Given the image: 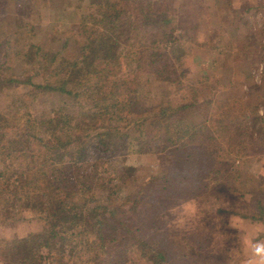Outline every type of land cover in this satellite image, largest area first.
Wrapping results in <instances>:
<instances>
[{
  "label": "trees",
  "instance_id": "1",
  "mask_svg": "<svg viewBox=\"0 0 264 264\" xmlns=\"http://www.w3.org/2000/svg\"><path fill=\"white\" fill-rule=\"evenodd\" d=\"M59 1L0 0V27L4 20L9 26L8 37L0 39V54L4 58L7 50L14 48L17 59L14 67L17 70L12 72V67H2L6 62L0 61V158L9 160V166L4 164L0 168V226L23 220L26 218L23 214L28 212L47 223L45 232L18 239L6 248L1 247L5 241L0 239V264H43V248L47 249L51 264H68L65 246L69 244L73 250L74 236L81 235L88 237L85 247L91 254L84 264L94 261L105 264L100 255L97 258L92 252L97 245L104 248L107 243L115 245L119 242L120 230L139 232L141 214L138 209L143 207V201L133 198L129 205L132 213L125 206L132 196L129 193L121 201L124 203L121 207L108 203L96 206L87 205V201L81 203L82 199L77 200L69 193L73 190L78 196L87 188L94 190V182L90 179L97 177L99 171L88 173L84 179H81L82 173L74 177V172L80 174L84 165L98 167L118 161L119 156L142 146L145 137L150 136L149 132L152 134L163 128L172 134L180 130L176 127L178 123L185 122L184 132L190 137L182 145L200 147L201 156L209 159L208 170L212 166L214 170L220 163L227 165V157L231 154L228 148L234 142L241 144V139L237 140L233 135L225 137L218 133L214 118L210 124L204 121L199 125L190 123V112L186 111L193 108L191 103L173 106L162 105L163 102L158 100L154 106L153 100L149 106H142L137 98L138 90L144 85L141 74L150 73L161 81L169 80V74L175 72L173 59L179 60L184 55L180 48L182 36L174 35L176 28H183L185 35L186 28L195 31L198 25L180 21L174 15L179 0H77L75 6L73 0H62V4L66 1L68 5L61 7L57 5ZM44 8H49L47 12L51 17L63 25L71 20L70 16L82 10L79 13L81 23L74 22L76 27L83 26L88 32L87 44L80 55L71 58L59 50L47 55L38 43L40 33L25 19L28 9L42 13ZM11 9L16 10V18L9 21L7 12ZM68 41L64 40L63 46ZM124 66L128 69L124 70ZM147 76L149 85L152 78ZM100 92L104 97L98 105L95 96ZM42 93L74 99L86 96L90 100L86 104L91 105L83 114L57 112L56 117L38 120L32 114V108ZM252 121L253 127L248 134L253 136L252 146H258L264 141V116L256 115ZM124 164L119 166L117 185L126 182L134 169ZM13 172H18L19 177L18 184L11 188ZM156 180H149V184ZM182 184L184 189L192 187L184 180ZM253 188L252 191L261 189L257 196H263L257 199L258 212L242 217L264 223V179ZM132 235V238L137 236ZM140 237L136 240L141 244L140 257L151 264H163L167 255L160 242H151L143 235ZM121 252L119 258H113V253L108 254L111 258L106 264H127L128 248Z\"/></svg>",
  "mask_w": 264,
  "mask_h": 264
},
{
  "label": "rangeland",
  "instance_id": "2",
  "mask_svg": "<svg viewBox=\"0 0 264 264\" xmlns=\"http://www.w3.org/2000/svg\"><path fill=\"white\" fill-rule=\"evenodd\" d=\"M57 3L59 7L68 5L66 1L62 4V0ZM76 4L77 0H73L72 5ZM175 7L174 15L179 20L198 25L195 31L186 28L185 35L183 28H176L174 35L182 36L180 48L184 55L179 60L173 59L175 72L169 74V80L161 81L150 73L141 74L144 85L138 90L137 98L142 106H149L153 100L154 106L158 100L163 102L162 105L191 103L193 108L186 111L190 112V123L199 125L204 121L210 124L214 118L218 133L225 137L233 135L237 140L241 139V144L234 142L228 148L231 154L226 156L229 159L227 165L220 163L214 170L213 166L208 170L209 159L201 156L200 147L182 145L190 137L184 132L187 124L182 121L176 126L180 129L178 132L168 134L163 128L159 132H149L150 136L145 137L147 140L142 141V146L119 156L114 163L98 167L84 165L80 174L74 172V177L82 173L81 179H84L88 173L99 171L97 177L90 179L94 182V190L87 188L78 196L73 190L69 193L77 200L82 199L81 203L87 201L89 206L108 203L121 207L124 206L121 201L129 193L132 196L125 204L129 212L133 198L143 201V207L138 209L141 220L138 222L140 231L135 233L137 236L132 238L133 233L120 230L119 242L115 245L107 243L104 248L97 245L92 252L97 258L100 255L105 264L111 258L108 254L113 253V258H119L125 248H128L127 264H147L148 259L140 257L141 244L136 241L140 235L151 242H160L167 255L163 264H245L250 252L249 242L264 240V223L242 217L258 212L257 199L263 197L257 196L261 189L252 190L264 179V141L252 146L253 136L248 130L253 127L252 119L256 115L264 116V0H179ZM48 9L44 8L42 13L28 9L30 11L25 15L40 33L38 43L47 55L56 50L71 58L80 55L87 44L88 32L83 26L76 27L74 22L81 23L79 13L82 10L70 16L71 20L63 25L51 17ZM15 11L7 12L9 21L15 20ZM187 15L197 21L184 18ZM8 28L4 20L0 27L1 40L8 37ZM66 39H69L68 44L63 46ZM1 55L2 64L6 62L2 67H12L11 72L17 70L14 69L17 63L14 48L7 50L6 57ZM123 69L128 68L124 66ZM147 75L152 78L149 85ZM85 97L74 99L42 93L37 96L32 114L38 120L56 117L57 112L83 114L91 105L86 104L90 100ZM103 97L102 92L97 94L96 104L101 105ZM1 100L0 96V108ZM123 162L134 169L126 182L117 185L119 166L126 165ZM4 164L9 166V160L0 158V168ZM11 176L13 188L18 184L19 173L13 172ZM153 178L156 182L149 184ZM183 180L192 187L184 189ZM34 215L28 212L23 214L26 217L23 220L1 225L0 239L5 241L1 247L45 232L47 223ZM87 238L74 236L73 250L69 244L65 246L66 263L84 264L91 257L85 247ZM41 252L45 257L43 264H51L47 249L43 248ZM93 264L102 263L94 261Z\"/></svg>",
  "mask_w": 264,
  "mask_h": 264
},
{
  "label": "clouds",
  "instance_id": "3",
  "mask_svg": "<svg viewBox=\"0 0 264 264\" xmlns=\"http://www.w3.org/2000/svg\"><path fill=\"white\" fill-rule=\"evenodd\" d=\"M262 114H264V111H262ZM249 243L250 252L245 264H264V240L255 239Z\"/></svg>",
  "mask_w": 264,
  "mask_h": 264
}]
</instances>
